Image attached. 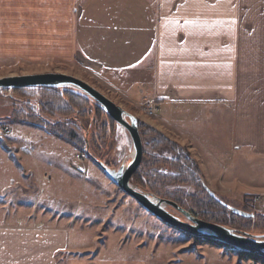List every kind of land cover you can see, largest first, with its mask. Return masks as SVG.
<instances>
[{
	"label": "crops",
	"instance_id": "obj_1",
	"mask_svg": "<svg viewBox=\"0 0 264 264\" xmlns=\"http://www.w3.org/2000/svg\"><path fill=\"white\" fill-rule=\"evenodd\" d=\"M8 62L84 67L132 108L156 100L159 127L187 142L205 178L212 168L227 175L229 151L251 177L264 164V0H0ZM246 193L264 209V185ZM205 248L192 264H250ZM0 264L149 263L102 257L72 228L11 224L0 225Z\"/></svg>",
	"mask_w": 264,
	"mask_h": 264
},
{
	"label": "rangeland",
	"instance_id": "obj_2",
	"mask_svg": "<svg viewBox=\"0 0 264 264\" xmlns=\"http://www.w3.org/2000/svg\"><path fill=\"white\" fill-rule=\"evenodd\" d=\"M48 64L46 66H50ZM54 69L56 68L8 62L0 64V79L48 73L71 75L85 81L115 104L135 115L152 132L167 139L170 146L172 144L171 147L154 150V145L150 148L145 146L141 136L144 146L139 167H144L140 172L141 180L145 186L154 187V193L162 197L177 195L182 199L186 210L197 218L198 211L191 200L197 191L191 182H186L188 178H178L175 182L162 180L161 176L177 174V169H173L166 162V159L172 160L166 154L173 147L186 151L199 165L203 177L204 174L187 142L177 141L175 130L170 125L165 124L167 129L159 127L155 118L160 113L161 106L157 101L151 99L142 102L139 109L132 108L128 99L119 98L101 87L88 69L75 67L70 71L72 73L56 72ZM135 93L137 92L134 91L132 96ZM11 96L12 91L0 92V139L12 150L15 157L12 160L10 154L0 147V225L40 224L45 227L72 228L75 235L83 239L87 248L94 247L96 254L98 251L102 257H142L149 264H181V261H184L182 264H192L206 252V244H194L189 236L167 226L123 193L88 155L86 159L78 160V156L86 153H81L43 130L13 124L11 115L19 107V103ZM131 100L134 101L133 104H138L135 102L137 99ZM152 101H155L157 110L150 115L148 108ZM168 110L162 108L161 114ZM90 120V117L85 118L83 122ZM74 123L79 122L76 120ZM121 132L118 127L113 150L119 166L123 162H129L132 149L127 132ZM145 138V141H152L156 137L149 132ZM228 147L227 145V151ZM100 150V154L105 156L109 152L106 146ZM226 157L227 175L218 176L220 170L212 168L210 174L207 173V178H203L206 185L235 209L253 214L264 213L262 205L254 201L255 197L260 196L246 193L254 191L258 185H264V164H252L255 174L251 177L247 169L237 170L244 166L237 161L239 155H231L229 151ZM172 213L182 218L175 210ZM260 223L256 221L251 229L255 230ZM208 251L211 256L215 253L211 248ZM207 259L214 260L209 256L205 260Z\"/></svg>",
	"mask_w": 264,
	"mask_h": 264
},
{
	"label": "trees",
	"instance_id": "obj_3",
	"mask_svg": "<svg viewBox=\"0 0 264 264\" xmlns=\"http://www.w3.org/2000/svg\"><path fill=\"white\" fill-rule=\"evenodd\" d=\"M7 91V90H1ZM0 91V92H1ZM19 103V107L14 109L11 115V121L15 125L31 126L43 130L56 139L72 146L81 153H86L90 160L93 158L103 162L110 168H118L113 150L115 149L114 136L118 125L109 117L92 99L71 89H53V88H29L13 90L12 96ZM91 118L89 122H83L85 118ZM78 120L79 123H74ZM139 130L146 147L160 149V147H171L168 140L157 133L152 132L145 124L139 121ZM153 133L156 138L152 141H145L148 133ZM146 134V135H145ZM107 147L108 154L101 155L100 148ZM0 147L3 151L10 154V158L15 160L12 150L0 139ZM110 149V150H109ZM180 148L173 147L166 156H171L172 160L166 162L173 169L176 168L177 174L162 177V180L177 181L178 178H188L186 182H191L196 188V194L191 197L193 205L197 208V218L216 225L235 229L241 232L264 235V213H256L252 219H246L234 215L226 205V201L216 196H212L207 190L204 177L201 174L197 162L191 158L189 153ZM182 153V154H181ZM164 159V158H163ZM164 161V160H163ZM97 165V164H96ZM98 166V165H97ZM143 166L133 176L131 183L138 190L153 194L162 199H168L185 208L182 199L170 194L162 197L154 193V187L145 186L141 180L140 172ZM156 186L155 184H153ZM169 211L173 210L169 208ZM246 212V210H245ZM249 213V212H248ZM253 214V212H252ZM256 221L261 222L259 227L254 228ZM244 225V226H242ZM194 244L204 243L218 249H227L238 254L241 260L264 264V258L252 255L245 251H240L226 246L218 241L208 239L192 238ZM195 246V245H194Z\"/></svg>",
	"mask_w": 264,
	"mask_h": 264
},
{
	"label": "water",
	"instance_id": "obj_4",
	"mask_svg": "<svg viewBox=\"0 0 264 264\" xmlns=\"http://www.w3.org/2000/svg\"><path fill=\"white\" fill-rule=\"evenodd\" d=\"M29 88L71 89L79 92L92 99L115 121L118 127L127 132L132 145L128 163L123 162L118 168H110L95 158H93V161L123 193L134 199L148 213L167 226L189 237L218 241L233 249L264 258V235H253L205 222L194 217L188 210L180 207L177 203L142 192L132 185L131 180L139 169L144 155V146L139 130V119L135 115L115 104L85 81L71 75L48 73L0 79V91ZM206 188L212 196H216L209 187ZM226 207L239 217L246 219L255 217V214L235 209L229 205H226ZM169 208L178 212L182 218L170 212Z\"/></svg>",
	"mask_w": 264,
	"mask_h": 264
},
{
	"label": "built area",
	"instance_id": "obj_5",
	"mask_svg": "<svg viewBox=\"0 0 264 264\" xmlns=\"http://www.w3.org/2000/svg\"><path fill=\"white\" fill-rule=\"evenodd\" d=\"M148 109H149V110H148V113H149L150 115H153V114L156 113L157 107H156L155 101H152V102H151V104H150V106H149ZM77 158H78V160H84V159L87 158V156L84 155V154H82V155L78 156ZM260 200H261V197H255V198H254V201H255V202H259ZM251 264H256V263H255V262H252Z\"/></svg>",
	"mask_w": 264,
	"mask_h": 264
},
{
	"label": "bare ground",
	"instance_id": "obj_6",
	"mask_svg": "<svg viewBox=\"0 0 264 264\" xmlns=\"http://www.w3.org/2000/svg\"><path fill=\"white\" fill-rule=\"evenodd\" d=\"M121 131L123 132V129H122V128H121ZM122 132H121V133H122Z\"/></svg>",
	"mask_w": 264,
	"mask_h": 264
}]
</instances>
